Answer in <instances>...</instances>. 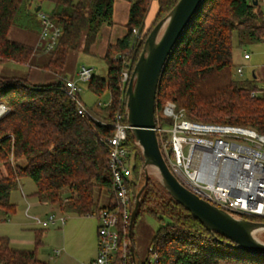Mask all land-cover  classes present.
I'll use <instances>...</instances> for the list:
<instances>
[{
    "label": "trees",
    "instance_id": "1",
    "mask_svg": "<svg viewBox=\"0 0 264 264\" xmlns=\"http://www.w3.org/2000/svg\"><path fill=\"white\" fill-rule=\"evenodd\" d=\"M33 1L0 0V64L14 62L30 70L36 67L60 78L53 84L36 85L29 81V73L25 77L0 75V103L10 109L0 119V165L4 168L0 222H7L17 212L11 193L21 178L33 180L37 186L33 196L57 206L62 213L85 217L115 205L107 140L115 133L117 113L129 125L125 96L135 65L151 30L180 0H158V12L149 28L146 20L153 0L131 1L127 34L110 45L104 57L107 77L94 76L88 83L95 95H111V102L98 114L100 118L78 114L75 101L65 91L67 81L62 73L71 51L90 54L102 27L113 24L115 0H47L54 6L49 18L61 29L57 46L50 52L9 39L10 28L20 18L30 17ZM32 24L39 28L37 20ZM29 25L24 27L32 29ZM234 36L240 46L264 42V0L202 2L162 72L156 122L172 123L162 116L163 107L172 102L191 121L242 126L264 135V90L259 95L254 83L233 79ZM41 53L47 57L45 62L38 60ZM126 69L129 80L124 83ZM125 146L130 153L128 185L134 209L145 176L142 151L130 129ZM104 196L107 202L100 205ZM143 215L160 224L154 246L158 264H264V257L247 253L224 236L209 232L156 178L150 177L142 194L137 218ZM244 219L264 222L260 218ZM43 233L36 231L32 250L14 248L7 237H0V264H52L38 255Z\"/></svg>",
    "mask_w": 264,
    "mask_h": 264
},
{
    "label": "built area",
    "instance_id": "2",
    "mask_svg": "<svg viewBox=\"0 0 264 264\" xmlns=\"http://www.w3.org/2000/svg\"><path fill=\"white\" fill-rule=\"evenodd\" d=\"M42 23L41 39L44 50L50 52L57 46L61 29L56 27L48 14L39 13ZM138 37V31L134 30ZM245 59L250 55L245 54ZM242 74V69H238ZM79 80L89 82L93 69L82 67ZM124 83L129 71H123ZM65 91L75 101L82 117L92 113L79 97L81 91L74 80L66 82ZM9 107L0 103V119L9 113ZM162 116L172 121L158 119L156 132L160 135V147L171 171L191 192L212 205L241 218L264 219V135L255 129L234 125L205 124L191 121L184 110L174 103H167ZM123 115L115 116V133L109 138V167L112 172L115 205L95 213L99 221L97 230V255L87 264H158L155 248L150 247L149 258L141 262L132 255L133 240L129 237L132 196L128 180L131 176L130 153L126 148L127 131ZM41 228L56 224L53 214L45 220L34 219ZM65 223V219H60ZM55 257L60 251L54 252Z\"/></svg>",
    "mask_w": 264,
    "mask_h": 264
},
{
    "label": "rangeland",
    "instance_id": "3",
    "mask_svg": "<svg viewBox=\"0 0 264 264\" xmlns=\"http://www.w3.org/2000/svg\"><path fill=\"white\" fill-rule=\"evenodd\" d=\"M40 6H42V10L36 12L37 8ZM51 7L50 2L47 0L40 2H38V0L33 1L30 8V17L27 20H25V18H20L17 24L18 27L22 26V24L23 28L24 24L28 27L30 22L29 26L38 32L42 24L39 18V13H51ZM32 20H37L40 23L38 24L39 28L32 26ZM149 26H151V24ZM149 26L147 25L146 28H149ZM233 44V79L244 84L247 82L254 83L260 89L258 94L261 95L263 93L262 90H264V42L248 43L240 46L236 36H234ZM94 53L84 54L81 51L71 52L70 56H68L70 58H68L67 62L68 71H65V74L66 77L78 83V86L81 89L79 94L84 104L88 106L87 108H89L88 110H90L93 116L100 118V115L98 114H100L101 111H98V107L104 103L108 104L111 102L110 93L107 92L102 96L92 94L88 90L87 83L78 80V72L82 67L92 68L93 75L96 77H107L108 66L106 62L101 55H99V52L94 51ZM245 54H249L250 59H244ZM40 55L41 56L38 60L45 62L47 59L46 55L43 53ZM116 56L120 57V55ZM238 69H242L243 73L239 74ZM29 72L30 69L28 67L14 62L0 64V75L25 77ZM148 171L150 177L158 180L159 173L156 168L150 167ZM36 190L37 186L30 178H24L17 184L16 189L11 193V202L16 204L17 212L9 221L0 222V236L8 238L25 236V234L21 233L23 230L20 228V225H35V222L32 219L34 217H39L43 220L51 214L56 218L63 217L66 219L65 226L56 223L44 231L42 240L43 244L38 249L39 258L49 261L52 264L89 263L97 254V230L99 227L97 217H79L71 213H62L57 206L51 205L47 202H40L36 197H32L31 193ZM67 195L68 194H65L64 197ZM106 202L107 197L101 201L100 205H105ZM29 207L30 210L28 213L31 218L27 217L26 214ZM159 228L160 224L149 215H143L137 218L133 229V242L136 254L141 262H144L149 258V250L150 247L155 246ZM25 231H29V229H25ZM36 231V229L33 230L34 234H36ZM257 238L264 242V231L258 233ZM56 250H62V255L60 257L54 256Z\"/></svg>",
    "mask_w": 264,
    "mask_h": 264
},
{
    "label": "water",
    "instance_id": "4",
    "mask_svg": "<svg viewBox=\"0 0 264 264\" xmlns=\"http://www.w3.org/2000/svg\"><path fill=\"white\" fill-rule=\"evenodd\" d=\"M204 0H180L149 33L143 51L129 80L125 96V115L136 144L142 151L145 183L136 195L131 215L129 237L138 216L142 194L150 179L148 169L158 171V180L171 197L191 213L211 233L232 241L239 249L264 257V242L257 234L264 222L250 221L232 215L200 198L187 189L171 171L162 153L156 132V97L160 78L168 58L190 26ZM258 2L256 1V4ZM41 10V6L36 12ZM135 257V246L131 247Z\"/></svg>",
    "mask_w": 264,
    "mask_h": 264
},
{
    "label": "crops",
    "instance_id": "5",
    "mask_svg": "<svg viewBox=\"0 0 264 264\" xmlns=\"http://www.w3.org/2000/svg\"><path fill=\"white\" fill-rule=\"evenodd\" d=\"M131 1L132 0H115L114 13H113V24L112 25H105L102 27L96 42L91 47L90 54H93L94 51H97L100 53L99 55H101V57L104 59V57L107 53L108 47L110 45L115 44L118 40L122 39L127 34V23L129 20ZM50 5L52 6L51 10H53V8H54L53 4L50 3ZM41 10H42V6H41ZM157 12H158V0H154L153 4L151 6V9H150L149 15H148L147 20H146V23L148 26L152 23V21L156 17ZM106 26H108V27H106ZM118 27H120V28H118ZM41 33H42L41 28L37 32L34 29H29V28H25V27L23 28V26L18 27V25H16V26H13L10 28L8 36H9V39L14 41V42L22 43L26 46L33 48V49H38V48H43L44 44H45V43H43L44 41L41 39ZM71 52H73V51H71ZM70 53L68 56H70ZM68 58H70V57H68ZM68 58H67V62H68ZM67 64L68 63H66V67L62 73V75H64L65 77H66L65 71H68V65ZM76 75H77V73H76ZM59 78H60V76L56 73L43 72L42 70H40L36 67H33L29 72V81L32 84H36V85L53 84V83L58 82ZM68 80H72V79H69L68 77H66V81H68ZM78 80H79V75H78ZM80 82H82V81H80ZM86 83L88 85L89 82H86ZM88 90H89V88H88ZM91 93L94 94L93 92H91ZM79 97L81 99L80 94H79ZM81 101L83 102L82 99H81ZM83 104H84V102H83ZM108 104L104 103L101 106H99L98 111H101V108H104ZM84 105L86 107H88L86 104H84ZM3 173H4V168H3V166L0 165V177L3 175ZM22 179H24V178L19 179L18 183H20L22 181ZM33 193L34 192L31 193L32 197H34ZM29 210H30V207L27 209L26 214H27V217L31 218L29 216V213H28ZM91 216H95V214H93ZM35 218H39V217H34L32 219L34 220ZM58 219H59V221L57 223H59L61 226H65L66 219L63 217H58ZM60 219H65V223L62 224ZM34 222H35V225H31V226H28V225H22L21 226L20 225V228L23 230L21 233L25 234V236H16L13 238L7 237L10 240L12 247L17 248V249H25V250H32L34 248V246H35V234H34L33 230L36 229V230L45 231L50 227L49 226L48 228H41L36 223L35 220H34ZM25 229H27V230L29 229V231H25ZM59 251H60V255L57 257H60L62 255V250H59ZM38 255H39V252H38ZM55 263H56V261H55Z\"/></svg>",
    "mask_w": 264,
    "mask_h": 264
}]
</instances>
